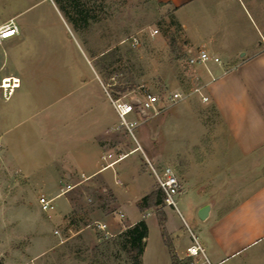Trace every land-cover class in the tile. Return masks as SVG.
<instances>
[{
  "label": "rangeland",
  "instance_id": "obj_1",
  "mask_svg": "<svg viewBox=\"0 0 264 264\" xmlns=\"http://www.w3.org/2000/svg\"><path fill=\"white\" fill-rule=\"evenodd\" d=\"M76 1L67 16L54 0H0V25L14 18L20 28V35L0 48V80L13 75L23 83L8 101L0 92V264H131L120 238L130 222L121 217L112 188L124 203L131 202L136 189L124 195L130 176L122 168L134 164V185H154V191L156 180L144 154L152 159L166 147L174 157L163 156L156 167H174L181 177L187 161L205 159L203 154L183 157L186 150L212 155L231 148L214 107L194 93L203 75L188 62L187 38L171 6L157 0ZM133 39L139 45L133 47ZM69 73L70 78H61ZM172 92L186 98L173 105ZM145 93L159 97L158 114H131L129 119L138 123L134 136L120 127L108 147L118 155L139 144L144 154L136 151L108 169L103 175L109 182L99 177L54 199L51 217L43 213L39 197L54 198L65 188L52 179L53 169L63 183L80 180L67 160L53 164L54 158L67 155L85 124L103 111L119 125L110 97L136 102ZM142 199L137 208L149 228L143 264H174L166 243L175 256L180 249L184 254L193 234L218 224L215 214L199 218L190 193L177 197L178 211L164 205L141 210ZM70 200L72 210L65 205ZM97 222L106 223L114 236L101 238ZM222 264H264V238Z\"/></svg>",
  "mask_w": 264,
  "mask_h": 264
},
{
  "label": "crops",
  "instance_id": "obj_2",
  "mask_svg": "<svg viewBox=\"0 0 264 264\" xmlns=\"http://www.w3.org/2000/svg\"><path fill=\"white\" fill-rule=\"evenodd\" d=\"M157 1L174 9L175 18L187 38L186 52L189 58L204 51L221 61L194 66L203 75V82L196 89L202 90L209 99L205 103H210L216 110L231 148L228 153L225 151L227 154L219 150L212 155L205 150L196 151L197 155L186 150L183 157L198 158L203 154L205 159L200 162L187 161L186 167L181 170V177L172 168L182 184L181 194L190 193V199L197 205L196 211L199 213L203 207L210 206L206 220L213 214L218 219L214 228L201 232L197 237L208 261L210 258L216 264H222L228 255L233 257L264 238V0ZM70 77V73L61 76ZM96 81L100 85L97 77ZM22 86L23 83L20 90ZM100 87L105 91L102 85ZM112 107L117 114L113 104ZM175 120L172 118V123ZM119 132L120 122L119 125L111 122L110 113L104 111L101 116L97 115L89 124H85L81 132L83 136L76 138L68 154H60L53 160V164L67 160V165L79 175L80 180L63 183L59 178L60 171L53 169L52 179H59L65 188L51 199L67 197L76 188L99 177L108 181L103 175L108 169L142 150L138 144L125 154L109 152L110 141ZM109 155H112L111 159H108ZM163 156L174 157L165 147L161 154H154L152 159L160 162ZM109 164L112 165L108 167ZM165 166L162 164L160 168ZM134 168V164L122 168V172L130 176L124 195H130L136 189V196L131 202H122L121 193L119 198L118 192L112 188L125 214L121 215L127 216L130 222L128 227L141 220L146 221L145 217L142 219L137 204L154 187L141 184L136 187ZM118 184L123 185L121 181ZM67 186H71V189L67 190ZM65 205L69 210L74 206L71 200ZM137 214L140 217L131 222L129 218ZM190 246L186 247L184 254L181 249L176 250L178 262L184 259L193 261L187 258V248Z\"/></svg>",
  "mask_w": 264,
  "mask_h": 264
},
{
  "label": "built area",
  "instance_id": "obj_3",
  "mask_svg": "<svg viewBox=\"0 0 264 264\" xmlns=\"http://www.w3.org/2000/svg\"><path fill=\"white\" fill-rule=\"evenodd\" d=\"M157 33L158 31H155V34ZM19 35L20 28L14 18L0 25V48H3L7 41L17 38ZM132 45L133 47L139 45V41L133 39ZM211 61L214 63H221L219 58L210 57V55L204 51H201L199 54L191 56L188 59L189 64L192 66L206 65ZM20 87L21 79L17 76H5L0 80V92L2 97L7 101L14 96ZM194 92L201 96L203 102L209 101L208 97L203 95L201 89H195ZM185 98L186 96L182 93L172 92L169 94L168 100L174 105ZM110 99L117 111V115L120 120V127L125 128L132 136H134L133 130L138 126V123L129 119L131 114L143 113L153 116L158 114L157 107L160 99L154 94L145 93L142 98L137 101V105L134 101L123 102L121 99L114 101L111 97ZM111 158L112 155H109L108 159ZM144 161L145 167L151 172L156 180L157 188L162 192L163 205L167 208H172L178 211L176 199L183 192V187L175 170L171 166H165L163 168L156 167V162L154 159L149 158L145 154ZM111 165L112 164H109L108 167ZM70 189L71 186H67V190ZM38 203L41 211L47 214L49 217H51L53 212L56 210L54 200L48 199L44 195L39 197ZM121 217L123 218V215H121ZM95 226L102 238L108 239L113 237V234L110 232V229L106 223L97 222L95 223ZM187 258L193 259L191 264H203L202 260H204L206 264H210L206 257L205 250L199 241V238L194 234L192 235V244L187 248Z\"/></svg>",
  "mask_w": 264,
  "mask_h": 264
},
{
  "label": "trees",
  "instance_id": "obj_4",
  "mask_svg": "<svg viewBox=\"0 0 264 264\" xmlns=\"http://www.w3.org/2000/svg\"><path fill=\"white\" fill-rule=\"evenodd\" d=\"M64 14L68 16L67 7H76V0H54ZM83 14V13H81ZM83 21L88 22L87 17L84 15L82 17ZM175 18V17H174ZM176 19V18H175ZM69 20L74 23L72 19ZM108 57L103 56L102 60H107ZM163 205V195L162 192L157 189L151 192L149 195L142 199L140 208L141 210L159 208ZM149 228L145 220H141L133 226L127 227L122 233V245L121 248L127 253L129 261L131 264H143V255L146 248V239L148 237ZM165 238V234H163ZM166 246L170 248L172 252V259L174 264L177 263L176 256L173 254V247L166 243ZM120 247V246H119Z\"/></svg>",
  "mask_w": 264,
  "mask_h": 264
},
{
  "label": "water",
  "instance_id": "obj_5",
  "mask_svg": "<svg viewBox=\"0 0 264 264\" xmlns=\"http://www.w3.org/2000/svg\"><path fill=\"white\" fill-rule=\"evenodd\" d=\"M135 102V101H134ZM135 104L137 105L138 102L136 101ZM211 207L210 206H205L203 207L199 213L198 216L202 221H205L208 218L209 212H210Z\"/></svg>",
  "mask_w": 264,
  "mask_h": 264
}]
</instances>
